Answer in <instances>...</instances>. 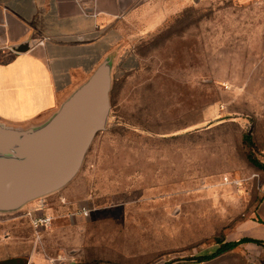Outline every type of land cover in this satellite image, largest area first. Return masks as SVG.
Wrapping results in <instances>:
<instances>
[{"label": "rangeland", "instance_id": "1", "mask_svg": "<svg viewBox=\"0 0 264 264\" xmlns=\"http://www.w3.org/2000/svg\"><path fill=\"white\" fill-rule=\"evenodd\" d=\"M245 1L157 0L124 20L115 56L137 65L113 69L105 129L66 187L0 213V259L199 264L262 239L264 3ZM40 202L53 221L38 230L26 210ZM200 264H264V245Z\"/></svg>", "mask_w": 264, "mask_h": 264}, {"label": "crops", "instance_id": "2", "mask_svg": "<svg viewBox=\"0 0 264 264\" xmlns=\"http://www.w3.org/2000/svg\"><path fill=\"white\" fill-rule=\"evenodd\" d=\"M153 1L0 0V124L28 129L46 123L109 56L112 71L135 67L130 52L123 60L115 56L126 48L122 25ZM18 46L29 49H13ZM263 206L264 200L258 208L264 240Z\"/></svg>", "mask_w": 264, "mask_h": 264}, {"label": "water", "instance_id": "3", "mask_svg": "<svg viewBox=\"0 0 264 264\" xmlns=\"http://www.w3.org/2000/svg\"><path fill=\"white\" fill-rule=\"evenodd\" d=\"M111 89L108 57L46 123L28 129L0 124V213L17 211L75 178L95 137L106 127Z\"/></svg>", "mask_w": 264, "mask_h": 264}, {"label": "trees", "instance_id": "4", "mask_svg": "<svg viewBox=\"0 0 264 264\" xmlns=\"http://www.w3.org/2000/svg\"><path fill=\"white\" fill-rule=\"evenodd\" d=\"M256 164L259 168L264 170V164L259 163L258 161L256 162ZM257 221L262 223V221L259 219H257ZM249 242L264 245L263 239H255V238L252 239L251 237H243L241 239L234 240V241L226 240L225 242L217 246L212 252L196 256L195 257L196 263L200 264L203 261L212 260L230 250H233L240 244L249 243ZM0 264H25V262L22 259H20V257H12V258L0 259ZM164 264H169V263L166 262Z\"/></svg>", "mask_w": 264, "mask_h": 264}, {"label": "built area", "instance_id": "5", "mask_svg": "<svg viewBox=\"0 0 264 264\" xmlns=\"http://www.w3.org/2000/svg\"><path fill=\"white\" fill-rule=\"evenodd\" d=\"M47 208L48 205L46 202H40L36 207H31L30 209L26 210V215L31 220L32 225L38 230L46 228L52 224L53 217L46 212ZM76 213L87 217L90 214V208L85 205L80 206ZM58 260H55L54 262H52V264H57ZM60 261H62V259Z\"/></svg>", "mask_w": 264, "mask_h": 264}]
</instances>
